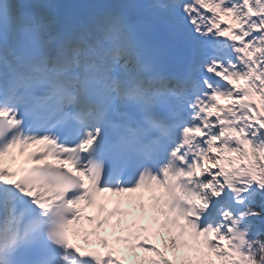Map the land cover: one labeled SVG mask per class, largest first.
Returning a JSON list of instances; mask_svg holds the SVG:
<instances>
[{
	"label": "snow or ice",
	"instance_id": "snow-or-ice-1",
	"mask_svg": "<svg viewBox=\"0 0 264 264\" xmlns=\"http://www.w3.org/2000/svg\"><path fill=\"white\" fill-rule=\"evenodd\" d=\"M145 8L0 0V264H264V0Z\"/></svg>",
	"mask_w": 264,
	"mask_h": 264
}]
</instances>
